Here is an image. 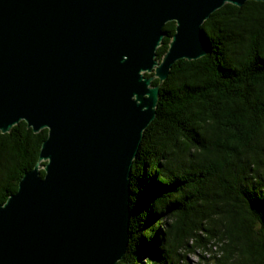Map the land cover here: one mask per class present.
<instances>
[{
  "label": "water",
  "instance_id": "95a60500",
  "mask_svg": "<svg viewBox=\"0 0 264 264\" xmlns=\"http://www.w3.org/2000/svg\"><path fill=\"white\" fill-rule=\"evenodd\" d=\"M245 1L0 0V132L20 121L47 132L0 205V264L122 259L130 170L159 86L174 62L209 52L202 24L211 13Z\"/></svg>",
  "mask_w": 264,
  "mask_h": 264
},
{
  "label": "trees",
  "instance_id": "16d2710c",
  "mask_svg": "<svg viewBox=\"0 0 264 264\" xmlns=\"http://www.w3.org/2000/svg\"><path fill=\"white\" fill-rule=\"evenodd\" d=\"M174 28L164 25L156 59ZM202 28L209 52L174 62L159 86L130 170L117 264H184L197 251L199 264H264V2L226 3ZM46 136L23 121L0 132V205Z\"/></svg>",
  "mask_w": 264,
  "mask_h": 264
},
{
  "label": "rangeland",
  "instance_id": "374dc122",
  "mask_svg": "<svg viewBox=\"0 0 264 264\" xmlns=\"http://www.w3.org/2000/svg\"><path fill=\"white\" fill-rule=\"evenodd\" d=\"M198 252L201 251H197V253H192V254H187L186 255V259L184 260V264H199V256H198Z\"/></svg>",
  "mask_w": 264,
  "mask_h": 264
}]
</instances>
